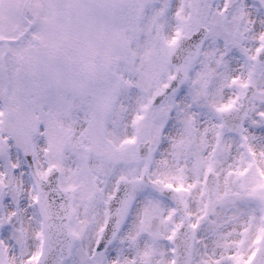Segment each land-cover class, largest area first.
<instances>
[{"label":"snow or ice","instance_id":"1","mask_svg":"<svg viewBox=\"0 0 264 264\" xmlns=\"http://www.w3.org/2000/svg\"><path fill=\"white\" fill-rule=\"evenodd\" d=\"M0 264H264V0H0Z\"/></svg>","mask_w":264,"mask_h":264}]
</instances>
